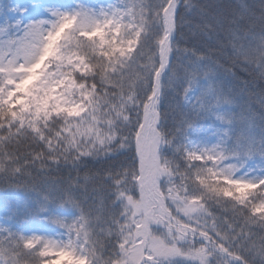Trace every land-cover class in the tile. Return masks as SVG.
<instances>
[{"label": "snow or ice", "instance_id": "snow-or-ice-1", "mask_svg": "<svg viewBox=\"0 0 264 264\" xmlns=\"http://www.w3.org/2000/svg\"><path fill=\"white\" fill-rule=\"evenodd\" d=\"M0 264H264V0H0Z\"/></svg>", "mask_w": 264, "mask_h": 264}, {"label": "rangeland", "instance_id": "rangeland-1", "mask_svg": "<svg viewBox=\"0 0 264 264\" xmlns=\"http://www.w3.org/2000/svg\"><path fill=\"white\" fill-rule=\"evenodd\" d=\"M20 2L26 3V2H28V0H20Z\"/></svg>", "mask_w": 264, "mask_h": 264}]
</instances>
